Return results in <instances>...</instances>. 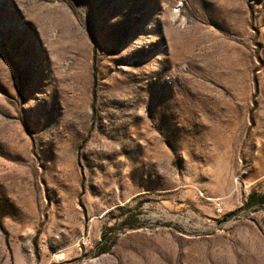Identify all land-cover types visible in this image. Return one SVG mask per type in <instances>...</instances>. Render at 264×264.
<instances>
[{"label": "rangeland", "instance_id": "374dc122", "mask_svg": "<svg viewBox=\"0 0 264 264\" xmlns=\"http://www.w3.org/2000/svg\"><path fill=\"white\" fill-rule=\"evenodd\" d=\"M253 190L264 0H0V264H264Z\"/></svg>", "mask_w": 264, "mask_h": 264}, {"label": "trees", "instance_id": "16d2710c", "mask_svg": "<svg viewBox=\"0 0 264 264\" xmlns=\"http://www.w3.org/2000/svg\"><path fill=\"white\" fill-rule=\"evenodd\" d=\"M264 207V193H258L253 190L249 193L246 199L245 208L258 210L259 208ZM110 250V246L104 247L101 252L105 253Z\"/></svg>", "mask_w": 264, "mask_h": 264}]
</instances>
